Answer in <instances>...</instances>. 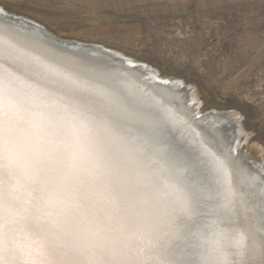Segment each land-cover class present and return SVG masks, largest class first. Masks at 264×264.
Instances as JSON below:
<instances>
[{"label": "bare ground", "instance_id": "1", "mask_svg": "<svg viewBox=\"0 0 264 264\" xmlns=\"http://www.w3.org/2000/svg\"><path fill=\"white\" fill-rule=\"evenodd\" d=\"M5 14L17 22L11 30ZM34 28L47 32L0 8V204L50 200L73 259L105 246L118 228L142 220L145 197L124 191L125 178L161 187L158 164L137 139L157 115L191 158L180 177L202 217L183 229L174 258L254 264L264 250V155L235 115L200 111L189 88L118 52L57 38L65 48L53 47L35 39ZM157 148L158 158L169 155L166 144ZM204 225L226 231L236 254L202 250Z\"/></svg>", "mask_w": 264, "mask_h": 264}, {"label": "rangeland", "instance_id": "2", "mask_svg": "<svg viewBox=\"0 0 264 264\" xmlns=\"http://www.w3.org/2000/svg\"><path fill=\"white\" fill-rule=\"evenodd\" d=\"M0 8L180 82L200 111L234 114L264 155V0H0Z\"/></svg>", "mask_w": 264, "mask_h": 264}, {"label": "snow or ice", "instance_id": "3", "mask_svg": "<svg viewBox=\"0 0 264 264\" xmlns=\"http://www.w3.org/2000/svg\"><path fill=\"white\" fill-rule=\"evenodd\" d=\"M16 21L4 15V26L14 28ZM31 35L53 47L65 48L60 41L39 28ZM165 123L152 116L151 130L137 137L158 164L159 189L151 188L140 175L125 178L124 191L139 190L145 197L141 204L142 220L131 231L118 228L115 237L98 249L77 250L73 259L60 235L54 205L39 194L25 206L5 208L0 204V264H187L176 259L178 240L183 229L201 219L199 201L180 173L190 163L186 150L164 135ZM164 143L169 155L158 158L157 145ZM183 167L177 169L176 163ZM145 208L151 211H145ZM201 248L208 254L235 255L228 234L219 225H204L200 229ZM254 264H264V250Z\"/></svg>", "mask_w": 264, "mask_h": 264}, {"label": "water", "instance_id": "4", "mask_svg": "<svg viewBox=\"0 0 264 264\" xmlns=\"http://www.w3.org/2000/svg\"><path fill=\"white\" fill-rule=\"evenodd\" d=\"M61 43V42H60ZM61 44H64V43H61ZM69 47V46H68Z\"/></svg>", "mask_w": 264, "mask_h": 264}]
</instances>
